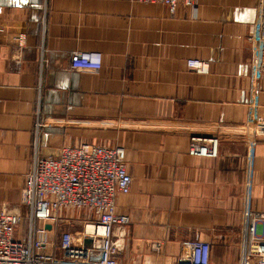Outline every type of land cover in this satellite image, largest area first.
Masks as SVG:
<instances>
[{"label": "crops", "instance_id": "1", "mask_svg": "<svg viewBox=\"0 0 264 264\" xmlns=\"http://www.w3.org/2000/svg\"><path fill=\"white\" fill-rule=\"evenodd\" d=\"M258 0H200L195 9L130 0H0V210L13 237L59 255L62 232L84 244L95 216L61 208L29 220L20 191L31 161L63 146H119L131 176L115 210L117 264H176L184 240L209 244V264H236L249 214L264 213V74L248 38ZM75 51L100 68H70ZM189 58L207 62L197 74ZM191 136H217L215 158L190 156ZM161 243L159 252L152 248Z\"/></svg>", "mask_w": 264, "mask_h": 264}, {"label": "built area", "instance_id": "2", "mask_svg": "<svg viewBox=\"0 0 264 264\" xmlns=\"http://www.w3.org/2000/svg\"><path fill=\"white\" fill-rule=\"evenodd\" d=\"M160 3L169 12L178 5L195 9L200 0H130ZM252 52L251 67L255 74H264V0H258V15L253 34L248 38ZM70 68L96 71L101 55L97 52L75 51L69 56ZM187 68L207 74V62L189 58ZM246 134L264 136V120L256 117L244 126ZM217 136H191L187 153L190 156L215 158ZM131 176L125 166V151L119 146L80 144L63 146L57 156L34 155L20 191V204L28 208L29 220H47L61 208L86 210L95 218L83 224L82 236L89 245L76 244L68 232L60 234L59 255L47 253L45 244L21 242L13 237L22 217L17 210H0V264H117L119 252L112 240L115 226L128 224V217L116 213L117 194L130 191ZM241 255L236 264H264V213L249 214ZM161 243H154L155 252ZM176 264H209V244L201 240H184Z\"/></svg>", "mask_w": 264, "mask_h": 264}, {"label": "water", "instance_id": "3", "mask_svg": "<svg viewBox=\"0 0 264 264\" xmlns=\"http://www.w3.org/2000/svg\"><path fill=\"white\" fill-rule=\"evenodd\" d=\"M84 244H85V245H89V244H90V240H89V239H86V240L84 241Z\"/></svg>", "mask_w": 264, "mask_h": 264}]
</instances>
